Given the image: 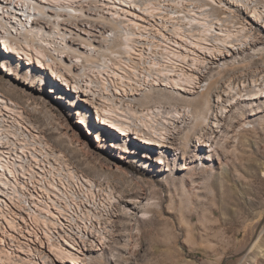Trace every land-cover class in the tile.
<instances>
[{
  "label": "rangeland",
  "instance_id": "rangeland-1",
  "mask_svg": "<svg viewBox=\"0 0 264 264\" xmlns=\"http://www.w3.org/2000/svg\"><path fill=\"white\" fill-rule=\"evenodd\" d=\"M141 1L166 7L172 17L180 11L182 16L198 19L204 18L200 12L203 6L209 9L211 4L209 0ZM232 1L238 7L225 1L229 10L206 11L224 20L223 34L208 33L206 29L203 32L201 26L195 25L191 30L183 29L185 17H174L173 25L188 33L194 40L189 45L200 48L204 55L192 64L187 77H182L188 81V92H176L193 99L202 96L200 106L159 86L123 99V112L115 114L144 134L153 122L161 124L168 135L164 148L150 151L133 136L117 141L97 129L88 135L94 109L79 101L81 94L69 99L78 105L71 116L52 98L47 85L32 91L38 104H27L20 92L25 85L0 69V94L19 106L25 120L41 131L51 148L61 154L62 165L103 183L116 197V216L104 232L101 249L85 253L87 264H264V92L255 96L250 93L255 85L263 88L264 84V0ZM190 4L193 7H188ZM213 15L208 19H213ZM251 15L260 16L254 27L250 25ZM181 31L173 30L177 36ZM117 39L110 42L111 46L99 42L96 47L101 50L92 60L108 55L104 50L107 46L106 50L120 51ZM224 40L230 41L235 50L227 52L221 43ZM68 54H72L66 60L70 62L75 53L72 50ZM84 63L73 67L72 73L62 66H57V70H63L68 80L78 81L81 68L83 78L88 77L91 63ZM6 64L13 74H31L35 81L46 76V71L27 68L13 57L7 58ZM8 85H16L17 91H9ZM92 86L97 89L96 83ZM96 96L92 104L100 108L97 100L106 97ZM114 104L118 106L117 102ZM104 105L112 108L111 104ZM83 107H88L89 113ZM127 109L134 110V115ZM188 109L192 113L188 114ZM81 118L86 126L75 123ZM97 138L101 140L99 148ZM205 139L210 140V148L199 146L204 145ZM112 141L118 142V149L111 148ZM119 153L124 159L117 157L121 156ZM153 155L165 162L160 171H151L156 159ZM252 245L254 248L248 252Z\"/></svg>",
  "mask_w": 264,
  "mask_h": 264
},
{
  "label": "built area",
  "instance_id": "built-area-1",
  "mask_svg": "<svg viewBox=\"0 0 264 264\" xmlns=\"http://www.w3.org/2000/svg\"><path fill=\"white\" fill-rule=\"evenodd\" d=\"M81 1L84 5L89 2L94 18L101 16L96 10L102 6V17L109 20V26L120 24L131 38L130 50H105L109 54L89 67L88 77L84 76L83 81L89 78L92 85L96 83L97 89L93 86L92 90L97 95L121 106L123 99L159 87L167 77L176 75L179 61L170 53L172 29L168 28L175 21L170 10L153 2L146 5L141 0ZM11 16L0 9L1 18ZM31 21L28 17V23ZM37 23L41 28H49V35L34 33H38L36 38L41 45L54 54V44L62 47L56 27L45 21ZM92 24L93 53L97 55L96 45L112 42L118 33L113 27L109 30L95 27V19ZM27 29L20 22L13 29L1 27V33L14 36ZM177 33V37L191 39L188 33ZM28 52L31 53L29 49ZM115 199L109 188L88 184L67 172L28 121L7 104L0 107V250L7 260L15 264H54L56 250L87 248L89 241L104 236Z\"/></svg>",
  "mask_w": 264,
  "mask_h": 264
},
{
  "label": "bare ground",
  "instance_id": "bare-ground-1",
  "mask_svg": "<svg viewBox=\"0 0 264 264\" xmlns=\"http://www.w3.org/2000/svg\"><path fill=\"white\" fill-rule=\"evenodd\" d=\"M109 1H112V0H109ZM122 1L125 3H128V2L131 3L130 0H122ZM225 1H229V3L232 6L238 7V5H234V2L232 0H216V1L209 0L208 2L211 3L209 4L210 5L209 9L206 8L207 6L206 7L203 6V9L200 8L201 10L197 9V10H200L201 16H203L202 14H204V18L200 17L201 19H198V16L193 17V16H187L186 14L182 16L180 14L181 13L180 11H175L174 17L175 18L185 17L183 18V22H186V24L182 27L183 29L191 30L194 28V25L197 27L201 26L202 28H204V29L201 28L202 31L203 30L205 31L206 29L208 33H212V34L214 33L215 35H218L219 31L221 32L223 30L222 26H224L225 23H223L224 20H222L221 18H217L218 16L215 17L212 13H215L214 10L218 8L219 9L221 8V10L223 11L229 10V8L226 6ZM102 4L103 3H101L99 6H101ZM146 5H149V4L146 3ZM188 7H193V4H190ZM121 8L123 7H120L119 9ZM132 8L135 9V5ZM0 9L2 12H8V14L12 15L9 19H6L5 17L3 18L0 17V69L5 74L13 78L17 83H22L25 85V88H22L20 92L22 96L26 99L27 104H28V101L34 102V104H38L37 102L38 99L35 98V95L32 93V91L41 90L40 89L41 86L47 85L50 89L48 92L52 93V98L56 100L57 103L60 104L59 107H63L68 112L67 116L68 115L71 116V114H74V108H76L78 105L76 104L75 106L74 102L71 104L69 99L71 97H74V95L81 94L80 95L81 98L79 99V101H81L85 106H88L89 108L94 109L93 122H91L92 131H88L87 132L88 135H93L94 131L97 129L104 136L115 138L117 141L119 139L124 141L128 137L131 136L132 138L133 136L132 138L133 140L137 141V143L139 144L146 145L147 147H149L150 151H152V149H156V148L160 149V148L165 147L164 144L166 143L168 139V135H167L166 128L161 127V124L158 125L157 122H153L154 124L151 122L152 124L147 129L148 133L144 134L142 130L138 129L137 127L131 128L127 122L118 118L117 115L119 114V112H123V111H120L121 109L120 107L122 105L116 106L114 102L110 103V99H108L107 97L106 98L101 97L100 101L99 99L97 100L99 102L98 106H100V108L94 106L92 104V101L97 98L96 96L97 94L92 90V87H93L92 81H83L82 68L81 70H79V73H78L81 76L78 80L79 82L75 80L70 81L67 79L66 76H64L65 72L63 70L65 71L69 70V73H72L70 71L73 70V67H76L79 65L82 66L83 65L82 63L84 62L91 63V65L94 62H97V61L92 60L94 56L93 51H95V46H93V43L95 42V39H94L95 36L93 34V29H92L93 19H95V27H100L101 30H109L108 27H110L106 25L107 23L109 24V20L103 19L102 17V13H103L102 6L96 10V13H99L101 15L99 18H94V16H92L94 15V12H91V13L90 11L88 12V10L92 9L89 2H88V5H84L81 0H0ZM207 10H211L212 13L211 14L207 13L206 12ZM121 12H124V10H121ZM169 12L171 13L172 11H169ZM128 13L131 16H133L131 11ZM212 15H213V19L209 20L208 18L211 17ZM116 16L117 18H119L118 13L116 14ZM28 17L30 19L32 18L31 23H28ZM259 17L255 15L249 16V19L251 22L250 25L251 26L253 25L254 27V25L257 24L258 20L260 19ZM34 21H36V23H34ZM43 21L47 23H51L56 27L57 35H58L57 37L60 39V42L62 43V47H60L57 44H54V47H55L54 54L52 53L53 50L51 52H48L47 51L48 49L45 50L46 48L41 45L40 43L41 41L36 38L38 33L37 34L34 33V32H41V35H49V28H41V24L37 23V22H43ZM20 22L26 24V26L28 27L26 31L19 33V34L16 33L17 35H14V36L12 34L1 33V27L4 28V26H7L13 29L15 27V24L20 23ZM112 27L118 33L119 38L116 37V39L118 38L120 40L119 47L121 48V51L123 52V50L125 51L130 50L131 49L130 34L127 31H122L120 24L117 25L113 23ZM164 28L166 27L164 26ZM182 28L176 27L174 25H172L171 28H168V29H172V31L170 30L171 38H169V41L171 42V45H172L170 53L171 55L175 57L176 60L179 61V64L178 66H176L177 67V69L175 70L176 75L174 74L172 77H167L166 81L163 84H159V86L169 88L170 89L169 92L171 94L176 95L186 100L187 103L189 104H192V105L195 104L197 106H200L201 105L200 99L202 98V96H200L198 99H193L190 97H185L182 94L176 92L178 89H183L184 91L188 92L186 89V85H188L186 84V82L188 81L182 77H184L187 73L189 74L192 70V64L196 61L197 62L200 61V59H202V57L204 56L202 55V51L200 48L189 45L194 40H191L188 38L186 39L184 37H177V35L173 32V30L181 31ZM221 34H223V32H221ZM224 42L225 40L221 43H224ZM108 43H109V46H111L110 42ZM224 44L223 45L227 49V52H229V50H235L233 49L234 45H232L230 41ZM104 48L107 49L108 46ZM28 49L31 51V53L28 52ZM72 50H73V53H75L73 57L74 59H72L70 62L66 61L72 57V54H71V57L68 54V52L72 53ZM182 50L184 51L182 52ZM102 53L104 54V52ZM221 55H222L221 53H218V56H221ZM9 57L18 59L19 63L22 64L23 66H27V68L30 67L32 69V67L33 68L35 67L38 70L46 71V76L43 74L44 77L42 76L43 77L42 80L35 81L32 78L31 74L28 75V74L21 73V72H16V74H13L11 72L12 70L11 66L6 64V60ZM97 57L100 58L101 56H97ZM88 65L89 67L91 66L90 64ZM57 66H62L63 70H61V72L58 71ZM186 77L187 76H185V78ZM182 84H184L185 86L181 87L180 85ZM258 87H260V85L258 86L255 85V87L250 90V93H252L253 96L257 95L258 93L264 92V84H263V88H258ZM8 88H9V91H12V92L17 91L16 85L15 86L8 85ZM150 95L151 94L146 96L145 100L148 101L150 99L149 98ZM258 98H261V96L251 97L250 100H256ZM42 103L47 107L48 103L45 99H43ZM5 104H7L13 110H16L17 113L24 118L19 106H17L15 103L11 102L9 99L4 97L3 94H0V107H2V105H5ZM104 104H108V105L111 104L112 108L106 109L105 108L106 106ZM88 107L87 108L83 107L84 108L83 110L86 113H89ZM127 108H129V106ZM133 111L131 112V110L127 109V112L129 113L131 112V114L133 113L134 115L135 112ZM187 112L188 114L192 113V110L188 109ZM197 117L199 118L200 116H197ZM24 121H26L25 118H24ZM75 123L79 125H83V126L85 125L83 118H81L80 120H77ZM142 126H144V123H142ZM35 132L37 133L39 140L45 145L47 150H49L50 154H52L56 158H59L62 162L61 154H59L58 152H56L55 150L51 148L50 144L46 141L44 136L40 133L41 131L39 132L35 128ZM198 138L202 139V137H197V140H199ZM96 141L98 142L97 148H99L100 147L99 144H101V140L97 138ZM202 142L204 143V145H202L201 143L199 144V146L204 147V148L211 147V142L209 139H205ZM110 146L111 148H113V150L118 149V142L112 141ZM123 153H127V151L123 150ZM142 153L145 154V152L143 151ZM136 154L140 156L142 155L141 153H136ZM122 155L123 154L117 157L122 160L124 159ZM153 157L156 159L153 162L154 164L152 165L151 171H156V170L160 171L159 169L165 166V162L161 157L157 155H153ZM143 158H148V157L144 155ZM63 168L67 172H70L71 174H75L78 178L85 180L86 182H88V184H93L94 186H102L103 188H105L103 186V183H97L96 181L85 176L84 174L77 172L71 166H63ZM114 209L115 208L113 205V207L111 208V213L109 215V224L113 220V218H115L116 216L115 212H113ZM104 238L105 236L100 235L98 239L89 241L88 247L80 251L67 250V249L56 250L55 251L56 261L55 262H58L61 264H87L86 262H84L85 259L83 258L86 255L85 253L88 252L89 250L99 251L101 249L102 239ZM253 248H254V245H252L249 248L248 252H251ZM5 259H6V255L4 254L3 251L0 250V264H6Z\"/></svg>",
  "mask_w": 264,
  "mask_h": 264
}]
</instances>
